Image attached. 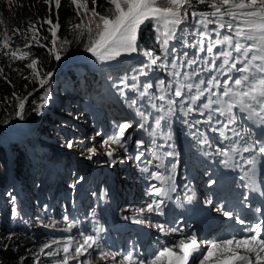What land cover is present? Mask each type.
<instances>
[{
	"label": "rangeland",
	"instance_id": "obj_1",
	"mask_svg": "<svg viewBox=\"0 0 264 264\" xmlns=\"http://www.w3.org/2000/svg\"><path fill=\"white\" fill-rule=\"evenodd\" d=\"M98 1L101 4V9L107 12V9L110 7L107 0ZM195 2L196 0H193V4ZM211 2L212 0H207L205 3L207 9L204 11H211L208 6ZM216 2H219V0H216ZM12 3L13 0L11 3H9V0H0V18L4 16V13L6 14V10L11 7ZM87 3L88 7L91 8V0H87ZM52 5L54 11L56 6L54 3ZM47 12H50L49 6ZM81 16H83V10H81ZM50 18L54 23L55 13ZM79 19L75 15L71 22L77 24L79 23ZM154 26H156L154 21H146L141 26V31L138 34L140 51L132 54H122L113 61L101 63L88 52H85L81 58L76 56L66 61L65 59L63 60L64 57L62 56L61 63L63 66L67 64V68L71 67V64L77 63L79 60V63L85 65L84 68L90 69L96 74L98 81L103 87L84 76L79 77L82 86L78 88L66 89L64 93L65 90L59 86L58 92L60 98L52 94V91L54 88H57L58 84L51 78L48 79L44 86L40 87L38 94H41L43 97L47 94L48 99L47 104L40 106V115L47 109L46 106L53 105L54 100L59 101V99L67 100L69 98H77L78 101H69L64 111L63 109L60 110L62 111L60 112V116L63 118L57 123L54 120L51 123V129L57 130L56 128H59L57 130L59 134L55 132V136L53 137L59 144V149L55 148V151L58 153L51 157L49 149H35L32 152L30 151L32 153L31 164L33 163V173L28 183L30 191L21 193L18 196V199L21 202L24 201L25 204V208L21 209L22 213L18 216H13V209L10 210L8 208V219L5 220L12 224L11 228H16L17 226L22 234H25L27 231L34 234L38 233V231H43L39 230L41 227L49 230L66 231L63 233L43 231L49 237L45 242L32 238L33 241L38 243H48L50 247L45 249V252L54 251L56 255L51 257L44 255L40 253V248L37 253L30 255L27 264H57L59 260L63 259L64 253L60 249H62L63 242L68 237H72L73 241L70 247V254L75 256V247L83 243L84 235L99 236L100 239L99 246L94 247L89 253L81 256L79 258L81 261H88V264H121L123 257L126 255L118 249L107 246L109 239L103 240L102 238L107 222L105 220L103 224V220L109 212L113 215L112 218L122 220L129 225L144 229L148 228L151 231L155 230L153 228L155 222L149 220V214L151 212H140L138 210L146 209L148 204L152 203L153 200L158 201L160 196L151 193V185L153 184L145 183L143 177L144 172L141 169L144 168L146 162L151 161L150 164H153L155 156L161 154V150L165 145L162 144L163 141L159 138L156 130V118L163 114L158 110L159 106L164 104V111H167L168 105L164 101L155 100L157 117L155 115L148 117L147 114L142 112L139 99L138 101L136 100L138 97L137 91H144L143 85L146 83L152 84L153 86L148 90L146 97H158L160 95L159 89H157L158 93L154 92V90L159 81L163 80L165 82L164 86L167 88L169 82L178 79L169 75L171 60L173 58L178 59L179 64L182 65L180 68L183 71L191 72L195 69L194 66L188 67L185 62L188 60L187 57L191 59L196 58V49L193 47H183V45L185 41L191 44L198 37L195 34L197 25L194 23L191 14H188V19L181 26H178V39L171 41L169 44V49L173 47L177 49L176 53H170L167 60L160 59L156 65L145 69V75H140L138 71L133 70H138L149 62L148 57L144 55L147 50L144 49L142 42L143 38L148 34V30ZM214 27H216L214 24L209 25V29ZM200 30H203V28L201 27ZM220 31L222 35L230 34L226 28ZM29 34L31 35V33ZM215 38V33H212L210 37H205L204 39L207 42L208 39L214 40ZM59 40L60 37H58V43ZM11 47H20L23 49L22 44L11 45ZM219 47L217 46V49H214V51H218ZM224 47L227 46L225 45ZM185 52H189L190 54L185 57ZM199 56L200 60H198L195 66L203 67L201 61L203 57L207 56V52H201ZM31 59H33L31 55L24 60L13 61L10 59L9 69L3 75H0V85L2 81H11L10 78H7L8 74H12L13 79L22 78L27 68L26 65L31 62ZM164 63L169 65L168 69L160 68L159 65ZM133 76L136 77V80L132 79ZM124 77H126L125 83L128 85L136 83L137 88L133 90L129 87L121 95L119 81ZM107 78L110 83L107 87H104ZM200 78L207 79L210 77L208 73H201ZM219 78L223 80L227 77L220 76ZM187 82L199 83V78L192 77ZM183 91L186 93L184 97V107L186 108V97L192 95L193 90L191 93H188L187 89ZM174 92L171 88L165 94L168 99L174 101L175 113L162 120L161 127L165 128L169 126L172 128V139L168 141L172 140L174 143H183V139L186 138L184 135L187 131L193 130L197 134L202 127L209 129L207 124L202 126V122L200 124H194L197 120L202 121L207 118V111L203 116L200 115L198 110L185 116L181 111V98L175 97ZM134 100L136 101L135 104L132 103ZM201 102H206V97L198 101V103ZM138 112L144 115H137ZM185 120L189 123L186 124ZM18 121H13L8 130L17 129L19 127L17 125ZM213 121L215 122V120ZM122 123H129L131 125V127L125 129L124 136L121 137V142L125 147L111 143L110 140L111 137L119 135V125ZM141 124L144 125L143 128L140 127ZM198 125L200 126L198 127ZM263 130V128L260 129L261 136H264ZM19 132H23L24 136H28L32 132V127L24 126L19 129ZM212 134L214 135V144L218 145L216 131L213 130ZM254 136L257 137V135ZM138 140H142L143 143L139 147H135L136 141ZM68 141H73L71 148L68 147ZM105 141H109V143L105 144ZM39 143L43 146V142ZM206 144L211 145V142H207ZM92 148L95 149L94 154L89 152V149ZM125 148H127V151H125ZM113 149L115 151L109 156L107 153ZM140 153H143V155L137 160L136 156ZM89 156H91L90 159ZM229 161L230 165H232L233 159L231 158ZM179 169L183 173L186 171L184 168ZM94 172H96L97 176H95ZM58 182H60L59 185L63 189L62 191L55 190L56 186L54 189V184ZM156 186L158 187V185ZM19 187L18 185L17 188ZM143 188L147 193L148 203L144 200ZM12 198L13 195H8L6 201L16 204L18 199L15 198L13 200ZM6 201L4 202L5 205H7ZM45 202L49 203L50 208L48 210L43 209ZM0 210L3 212L4 208ZM33 210L37 211V213H33ZM40 217L44 218L43 223L38 221ZM65 217H67V220H65ZM53 222H55L54 226L49 227L48 225H52ZM110 225L111 223L108 221V226ZM52 241H59L60 243L53 244ZM175 250L178 251V249ZM101 252H114L117 255L114 258L109 256L106 259H102L100 256ZM200 258H202V255L189 264H197ZM69 264H76V262L70 261Z\"/></svg>",
	"mask_w": 264,
	"mask_h": 264
},
{
	"label": "snow or ice",
	"instance_id": "obj_2",
	"mask_svg": "<svg viewBox=\"0 0 264 264\" xmlns=\"http://www.w3.org/2000/svg\"><path fill=\"white\" fill-rule=\"evenodd\" d=\"M12 0H9L11 3ZM49 5L54 3L56 8L61 6V0H44ZM207 0H196V3H206ZM70 3L75 6L76 16L79 23L70 25V31L76 32V38L87 36V43L85 50L91 53L101 63L113 61L120 57L122 54H132L140 51L138 43V34L141 31V26L146 21H154L156 25L157 40L160 42V47L164 51V59L167 60L170 53H176V48L169 49L171 41L178 39V26H181L188 19V7H192L193 0H107L110 7L107 9V14H101L97 9V0H91L92 7H88L87 0H70ZM211 11L191 12V17L197 25L196 39L189 44L185 41L183 47H193L196 49V58L186 60V65L191 67L196 65L200 60L199 53L206 51L207 56L203 57L201 61L203 67H197L191 72L180 71L182 65L179 64L178 59L171 60V68L169 75L178 79L169 82L168 87L165 88V82L159 81L156 85L160 91L158 97H150L152 108H157L155 100L166 102L168 105L167 111H164V104L159 106V111L163 114L156 118V126L160 127L161 121L166 119L167 116L175 113L174 101L168 99L166 92L170 91L173 83L175 84V97L181 98V111L187 116L189 113L199 111L200 115H205L207 111V119L204 123L215 120L217 124L220 123L216 119V114L225 117L227 123L224 127L213 129L219 131L220 135L224 137L226 130H231L230 125L237 123L238 116L234 109H238L240 113H244L246 121H252L257 126H264V0H212L208 5ZM83 10V16H81ZM227 17V19H225ZM86 21V22H85ZM2 23V21H0ZM43 23L50 25L48 31L51 33V47L41 43L39 29L35 23H29L27 29L21 32L20 29H14V35H22L27 41L20 47L12 48L10 41L11 37L6 33L4 39L0 42V48L7 49L3 55L8 56L11 60H24L28 58L31 53L27 49L33 47L47 48L49 55L59 61L62 58V53L66 51L69 40L64 38L58 43V30L60 28L59 22L53 23L51 18H46ZM214 24L216 27L209 29V25ZM203 30H200V28ZM227 29L230 34L222 35L221 29ZM31 33V38L28 34ZM215 33L214 40L205 37H210ZM227 47H224V46ZM218 51H214L217 49ZM148 57V64L141 68L134 69L140 75H145V69L156 65L160 57L155 56L152 51L144 53ZM184 56L187 57L188 53L185 52ZM40 64L39 58L31 59V62L26 65L27 68L32 70V76L41 86H44L48 79L53 76L52 72H47L41 76L38 69ZM242 65V66H240ZM160 68L168 69L167 63L160 64ZM4 70L0 69V75H3ZM201 73H208L210 78H200ZM225 76L226 79L221 80L219 77ZM192 77L199 78V83L187 82ZM27 78V77H26ZM5 79H7L5 77ZM111 79V77H110ZM125 79L121 78L119 83V91L121 95L125 93V89L131 87L136 89L137 84L133 83L128 85ZM136 80V77H132ZM206 85V86H205ZM152 84H144V91L140 92V96H147L148 90ZM203 86V87H202ZM184 89L191 93L195 89V95H189L190 103L184 107V97L186 93ZM213 89H217L214 91ZM13 97L18 101L16 117L23 119L24 104L27 96L23 99L19 98L14 92ZM29 96L31 93L28 94ZM202 97H206V102L198 103ZM47 94L43 99V104H47ZM133 104L136 101H132ZM137 115L143 116V113L138 112ZM146 118V117H145ZM202 121L197 120L194 124H200ZM7 123V121H5ZM185 123H189L185 120ZM131 127L129 123H122L119 125V135L110 138L111 143L118 144L121 147L125 145L121 142V137L124 136L125 129ZM144 127L143 124L140 125ZM244 135L240 132H233V135L238 138L235 144L228 150H223L222 154L229 157L231 153H252L256 155L249 158H243L244 164H249L251 167L245 172V176L249 180V185L255 184V171H256V157L264 156V141L254 137L250 128L243 129ZM230 139V138H229ZM201 143H207V140H201ZM243 143V147H237L238 144ZM68 147L73 146V141H68ZM109 141H105L108 144ZM143 143L142 140L136 141L137 147ZM113 151L107 154L111 156ZM127 151V148H125ZM90 153H95V149H89ZM143 153L136 156L139 160ZM155 155V153H154ZM165 155H174L173 152L165 153ZM91 156H89V159ZM157 159L160 157L157 156ZM231 159V157H229ZM151 163V161H149ZM226 165L229 160L223 161ZM242 166V165H238ZM157 168L160 165L156 166ZM175 167V166H173ZM143 172L148 173L149 168L144 167L141 169ZM149 179H155L167 184L172 181L174 184V174L169 177L163 176L159 171H152ZM169 191H175V187H157L155 184L151 185V193L166 197ZM15 200V197L12 198ZM161 201L153 200L148 204L146 209H139L138 211H159ZM257 212L260 209L256 210ZM17 211L13 208V215H17ZM224 216L232 217L233 212L225 211ZM238 222L244 225L246 221L237 217ZM67 220V217H65ZM139 222V221H138ZM55 222L49 227H53ZM71 227V225H69ZM157 227L164 231L163 225ZM244 235H231L230 238L214 239L206 241L207 251L202 253V258L199 259V264H264V221L252 224L247 227ZM99 236L84 235L83 243L75 247V256L70 254V247L73 243L72 237H68L63 242L62 249L63 259L59 260L57 264H69L70 261H75L76 264H88V261H81L79 258L91 249L99 246ZM53 244L60 243L59 241H52ZM50 245L45 243L40 249V253L49 257L55 256L56 252L48 251ZM201 244L199 243L196 234L181 239L173 247H161L155 253L153 258L148 264H189L190 259L195 257V254L201 252ZM175 249H179L176 251ZM117 253L101 252L102 259L109 256L115 257ZM144 264L142 260H133V254L128 253L123 257L121 264Z\"/></svg>",
	"mask_w": 264,
	"mask_h": 264
},
{
	"label": "trees",
	"instance_id": "obj_3",
	"mask_svg": "<svg viewBox=\"0 0 264 264\" xmlns=\"http://www.w3.org/2000/svg\"><path fill=\"white\" fill-rule=\"evenodd\" d=\"M194 6L188 7V11L202 12L207 9L205 3H194ZM48 4L44 0H13L11 7L6 10V14L1 16L0 21V42L3 41L5 33L11 37L10 44H22V46L27 42L22 35H14V29H20L21 32L25 31L29 23H35L40 32L41 43L51 47V33L48 31V24L43 23L46 18L55 13L54 23L59 22V34L60 40L67 38L69 44L66 47L65 53H62L64 57L63 60L78 57H83L85 52V44L87 43V36L76 38V32L70 31V25H75L71 21L76 15L74 5L70 3V0H61V6L59 9L53 11V5H51V11L48 13ZM97 10L100 13L106 14L101 9V4L97 2ZM188 14H191L189 12ZM29 38L31 35L28 34ZM59 40V41H60ZM18 41V42H17ZM143 46L147 51H152L155 56L160 57V59L165 60V53L160 47V42L157 40L156 26L148 30V34L143 38ZM31 56L34 58H39L40 64L37 66L43 76L47 72H52V80L57 82V88H54L52 94L60 98L58 92V87L64 89H75L81 85L80 76L92 79L93 82H97L98 78L92 70L84 68L85 65L79 63L71 64V67L67 68V64L63 66L61 60L57 61L54 56L49 55L47 48L38 47L33 45L30 49ZM7 49L0 48V69L7 71L9 69L10 58L3 55V52ZM67 63V62H65ZM73 65V66H72ZM65 67V68H64ZM81 70V71H80ZM181 72H184L180 68ZM12 74H8L7 78H10V82L2 81L0 85V264H27L28 258L31 254L37 253V251L42 248L43 243H38L32 240L38 239L45 242L49 239L46 232H56L63 233L65 230L47 229L41 227L38 233H31L27 231L25 234L20 233L19 228L16 226L12 227V224L5 219H8V208L12 210L16 209L18 216L22 213L23 208H25L24 201L21 202L18 199L21 193H26L30 191L28 185L31 174L33 173V163L32 162V151L35 149L47 150L49 149L51 157H53L58 152L55 151L59 149L58 142L53 139L54 133L59 132L57 130L51 129V123L54 120L56 123L63 117L60 116L61 109H65L66 104L69 101H78L77 98L59 99V101L53 102V105L46 106V110L40 115V106L43 105L44 97L39 93L41 85L32 76V70L26 68L22 78L13 79ZM27 77V78H26ZM50 79V78H49ZM110 83L107 78L104 87H107ZM103 87V85H101ZM155 91L158 93V88L155 86ZM172 89L175 91V84L173 83ZM195 89H193V94L195 95ZM23 99L28 97L24 104L23 119H17L15 112L17 110L18 101L13 97V93ZM141 90L137 91V98L139 99L140 108L144 114L148 117H157L155 109L151 106L150 98L140 96ZM31 93L29 96L28 94ZM107 94V92H105ZM203 98V97H202ZM187 104L190 103L188 97H186ZM49 108V109H48ZM207 116V115H206ZM18 121L17 129L8 130L12 125L13 121ZM7 121V123H5ZM24 126H31L32 132L28 136H24L23 132H19V129ZM156 128L159 138L163 141L162 144L172 139L173 130L171 127H161ZM54 127V126H53ZM63 130L62 128H60ZM38 142V143H37ZM43 142V146L41 143ZM50 142V143H49ZM56 144V145H55ZM137 147V145H135ZM133 150V149H132ZM31 151V152H30ZM50 157V156H49ZM59 157V156H58ZM18 185L20 186L19 188ZM8 195H13L17 200V203L6 201ZM6 201V204L4 202ZM50 208L49 203L45 202L43 209L48 210ZM33 213L37 211L33 210ZM14 216V215H13ZM37 216V215H35ZM44 218H38L40 223H43ZM107 222H112V217H105L103 224ZM106 222V223H107ZM102 224V223H100ZM102 224V225H103ZM52 234V233H51Z\"/></svg>",
	"mask_w": 264,
	"mask_h": 264
},
{
	"label": "bare ground",
	"instance_id": "obj_4",
	"mask_svg": "<svg viewBox=\"0 0 264 264\" xmlns=\"http://www.w3.org/2000/svg\"><path fill=\"white\" fill-rule=\"evenodd\" d=\"M178 47V46H177ZM188 54H190L189 52H188ZM133 113H134V111H133ZM60 155H62L61 153H60ZM59 158V157H58ZM94 174H95V176H97V174H96V172H94ZM102 178V177H101ZM50 182V181H49ZM59 183L60 182H58V183H55L54 184V189H55V186H56V189L55 190H59V191H62L63 189L61 188V186L59 185ZM107 216H109V217H112L113 215L109 212L108 214H107ZM118 222H122V223H124L122 220H119V219H116V223H118ZM126 223V222H125ZM126 224H128V223H126ZM138 228V227H137ZM188 236H191V234L190 233H188L187 234ZM187 236V237H188ZM197 264H199V261L197 262Z\"/></svg>",
	"mask_w": 264,
	"mask_h": 264
}]
</instances>
